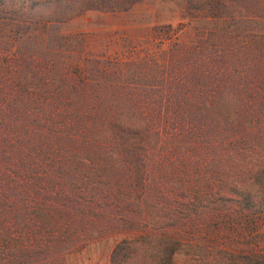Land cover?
<instances>
[{
	"label": "trees",
	"instance_id": "obj_1",
	"mask_svg": "<svg viewBox=\"0 0 264 264\" xmlns=\"http://www.w3.org/2000/svg\"><path fill=\"white\" fill-rule=\"evenodd\" d=\"M136 1L0 0V264H66L109 235V264H178L222 224H264V28L176 41L161 80L136 85L114 79L124 60L45 33Z\"/></svg>",
	"mask_w": 264,
	"mask_h": 264
},
{
	"label": "rangeland",
	"instance_id": "obj_2",
	"mask_svg": "<svg viewBox=\"0 0 264 264\" xmlns=\"http://www.w3.org/2000/svg\"><path fill=\"white\" fill-rule=\"evenodd\" d=\"M236 1L239 5L245 2L248 10L240 5L244 12L238 15L235 11V17H230V12L219 13L213 6H190L185 0H139L121 10H85L64 22L48 26L45 33L50 37L70 36L68 43L74 44L76 50L111 54L124 60L122 73L114 76L118 82L155 84L163 76L167 52L175 47L176 41L189 43L205 31L241 35L264 28L251 18L264 17V0ZM245 12L246 17L243 16ZM239 41L246 43L241 37ZM133 54L136 57L130 59ZM222 225L226 227L224 237L213 240L210 236L206 240L205 253L200 249L187 253L183 249L174 254L173 260L178 264H264V224ZM233 227L239 234L237 231L230 233ZM194 237L199 241L200 233L196 231ZM118 238V235L95 238L68 254L66 264H109L110 249ZM212 242L241 247L214 251L211 250ZM247 244L250 251L243 248Z\"/></svg>",
	"mask_w": 264,
	"mask_h": 264
}]
</instances>
